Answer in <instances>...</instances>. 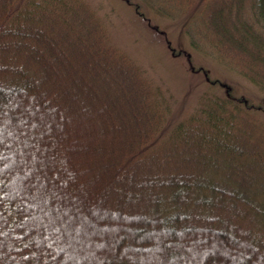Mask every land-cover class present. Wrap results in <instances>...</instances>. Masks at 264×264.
I'll list each match as a JSON object with an SVG mask.
<instances>
[{"label":"trees","instance_id":"trees-1","mask_svg":"<svg viewBox=\"0 0 264 264\" xmlns=\"http://www.w3.org/2000/svg\"><path fill=\"white\" fill-rule=\"evenodd\" d=\"M213 2L185 4L264 93V0ZM99 27L84 1L0 0V264H264L249 101L204 95L159 144L166 94Z\"/></svg>","mask_w":264,"mask_h":264},{"label":"rangeland","instance_id":"rangeland-1","mask_svg":"<svg viewBox=\"0 0 264 264\" xmlns=\"http://www.w3.org/2000/svg\"><path fill=\"white\" fill-rule=\"evenodd\" d=\"M79 1H84L100 20L99 28L107 32L112 46L128 55L166 94L170 111L164 130L158 134L159 144L205 104L202 96L230 95L249 101L253 108L249 109V119L258 128L255 134L264 151V93L236 64L215 55L201 7L189 9L185 4L188 0ZM225 173L231 175L230 171ZM259 191L264 199V186Z\"/></svg>","mask_w":264,"mask_h":264}]
</instances>
